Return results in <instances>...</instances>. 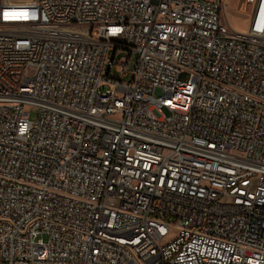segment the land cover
Returning a JSON list of instances; mask_svg holds the SVG:
<instances>
[{"label": "built area", "instance_id": "1", "mask_svg": "<svg viewBox=\"0 0 264 264\" xmlns=\"http://www.w3.org/2000/svg\"><path fill=\"white\" fill-rule=\"evenodd\" d=\"M227 8L0 0V264H264V0Z\"/></svg>", "mask_w": 264, "mask_h": 264}, {"label": "rangeland", "instance_id": "2", "mask_svg": "<svg viewBox=\"0 0 264 264\" xmlns=\"http://www.w3.org/2000/svg\"><path fill=\"white\" fill-rule=\"evenodd\" d=\"M6 3L13 2H23V0H5ZM225 4L227 5V9L225 12L226 18L232 27L240 33H246L248 31V16L242 12H240L239 6L241 4V0H225ZM29 118L31 121H35L37 118V109L28 108Z\"/></svg>", "mask_w": 264, "mask_h": 264}]
</instances>
